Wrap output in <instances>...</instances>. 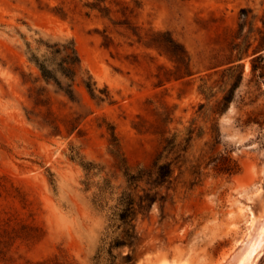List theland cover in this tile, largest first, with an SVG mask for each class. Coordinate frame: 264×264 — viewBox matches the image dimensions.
I'll return each mask as SVG.
<instances>
[{
    "label": "rangeland",
    "instance_id": "374dc122",
    "mask_svg": "<svg viewBox=\"0 0 264 264\" xmlns=\"http://www.w3.org/2000/svg\"><path fill=\"white\" fill-rule=\"evenodd\" d=\"M70 43L73 98L30 61ZM112 150L132 172L173 165L133 264H226L264 215V0H0V264H132L108 251L128 186Z\"/></svg>",
    "mask_w": 264,
    "mask_h": 264
},
{
    "label": "trees",
    "instance_id": "16d2710c",
    "mask_svg": "<svg viewBox=\"0 0 264 264\" xmlns=\"http://www.w3.org/2000/svg\"><path fill=\"white\" fill-rule=\"evenodd\" d=\"M168 53L176 62L182 63L186 58V53L184 48L180 45L178 46L172 39H167L164 41ZM52 49L51 46H47ZM63 51L65 52L64 57L56 62L52 58L54 54L59 53L60 50H55L50 52V56L43 55L42 58L36 54H32L30 61H32L40 71L41 77L44 80L54 81L58 87L65 92L70 98H73L74 92L71 84H67L64 87L62 82L57 78L56 71L60 72L65 78L72 79L73 69L80 63L79 57L76 53L73 43L67 46H63ZM241 81V75H239V80L237 83L233 84L229 92L223 98L219 106L220 112H224L228 109L230 103L234 99L235 91L239 86ZM86 86L91 94H94L95 88L94 84L86 82ZM111 130V141L114 148H118V139L116 137L115 131L112 127ZM174 142L168 141V144L164 146V151L173 150L172 146ZM113 151V150H112ZM181 151H185L182 148V144L178 143V154ZM119 151H113L116 158L119 159L120 169L123 171L124 176L127 181V189L123 190L120 194L117 205L115 206L114 217L118 222L117 228L120 232L109 242V252L114 248L129 247L130 253H127L123 258L127 263H134L133 252L137 243L138 233L136 230V220L139 214H146L149 211V207L152 206L154 202L158 200L159 191L157 188L163 187L165 184L170 183L173 174V165L171 162H160L155 164V169L153 172H148L143 169H139L136 172L130 171V169L125 164L123 158H120ZM71 158L77 160L80 165L84 168L86 172L93 170L95 165L92 162H86L83 158L78 155H71ZM234 167L225 168V172L235 173ZM146 181L150 185V188L144 192L142 195H135L134 189L139 186V183ZM110 188V183L105 182L104 187ZM162 205L168 200L167 195H163L159 198Z\"/></svg>",
    "mask_w": 264,
    "mask_h": 264
},
{
    "label": "bare ground",
    "instance_id": "6f19581e",
    "mask_svg": "<svg viewBox=\"0 0 264 264\" xmlns=\"http://www.w3.org/2000/svg\"><path fill=\"white\" fill-rule=\"evenodd\" d=\"M248 233L238 244L237 250L226 260V264H258L259 257L264 251V215L258 217L249 211ZM225 259V258H224ZM161 264H172L162 262Z\"/></svg>",
    "mask_w": 264,
    "mask_h": 264
}]
</instances>
